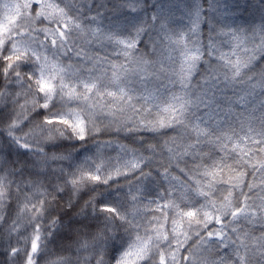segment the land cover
Here are the masks:
<instances>
[{
    "label": "snow or ice",
    "instance_id": "obj_1",
    "mask_svg": "<svg viewBox=\"0 0 264 264\" xmlns=\"http://www.w3.org/2000/svg\"><path fill=\"white\" fill-rule=\"evenodd\" d=\"M0 264H264V0H0Z\"/></svg>",
    "mask_w": 264,
    "mask_h": 264
},
{
    "label": "trees",
    "instance_id": "obj_2",
    "mask_svg": "<svg viewBox=\"0 0 264 264\" xmlns=\"http://www.w3.org/2000/svg\"><path fill=\"white\" fill-rule=\"evenodd\" d=\"M105 138H107V137H105Z\"/></svg>",
    "mask_w": 264,
    "mask_h": 264
}]
</instances>
